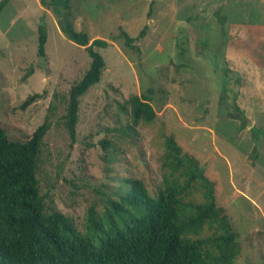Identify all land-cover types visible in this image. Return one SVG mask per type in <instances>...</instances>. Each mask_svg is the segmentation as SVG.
Instances as JSON below:
<instances>
[{
  "label": "rangeland",
  "instance_id": "1",
  "mask_svg": "<svg viewBox=\"0 0 264 264\" xmlns=\"http://www.w3.org/2000/svg\"><path fill=\"white\" fill-rule=\"evenodd\" d=\"M44 1L9 0L0 11V121L9 138L22 140L49 122L36 170L45 209L84 231L88 209L116 198L122 179H140L155 194L172 136L213 182L237 234L233 264H264V135L250 130H264V0H69L75 28L107 41L94 46L105 66L80 98L74 141L63 115L91 59ZM39 24L47 30L44 57ZM121 29L137 37L133 47ZM136 94L152 97L157 116L131 130L122 106Z\"/></svg>",
  "mask_w": 264,
  "mask_h": 264
},
{
  "label": "trees",
  "instance_id": "2",
  "mask_svg": "<svg viewBox=\"0 0 264 264\" xmlns=\"http://www.w3.org/2000/svg\"><path fill=\"white\" fill-rule=\"evenodd\" d=\"M8 1L0 0V11ZM50 2L60 31L83 46L91 59L82 77L70 87L63 115L64 126L74 141L80 98L100 81L105 66L94 46L106 47L107 41L90 38L75 28L69 0ZM41 3L45 5L44 0ZM217 19L224 23L225 17L217 13ZM120 34L127 46H134L137 37L123 29ZM144 34L142 29L138 36ZM46 40V26L39 24L37 53L41 57L45 56ZM39 96L27 97L21 108ZM151 100L150 95L136 94L128 99V108L122 106L130 115L131 130L139 122L150 123L156 118ZM235 111L245 126L244 112L237 105ZM49 125L44 121L22 140L9 138L0 121V264L234 263L239 254L237 234L216 203L213 182L199 161L184 152L172 136L165 138L163 179L155 194H150L140 179H122L116 198H106L99 211L88 209L84 231L62 212L47 211L36 170ZM255 129L250 127L257 135H264V130ZM101 143L103 147L110 144L106 140ZM195 193L204 200H197ZM205 229L211 232L202 235Z\"/></svg>",
  "mask_w": 264,
  "mask_h": 264
},
{
  "label": "crops",
  "instance_id": "3",
  "mask_svg": "<svg viewBox=\"0 0 264 264\" xmlns=\"http://www.w3.org/2000/svg\"><path fill=\"white\" fill-rule=\"evenodd\" d=\"M244 197H246L247 198V195H245ZM253 201V200H252Z\"/></svg>",
  "mask_w": 264,
  "mask_h": 264
}]
</instances>
